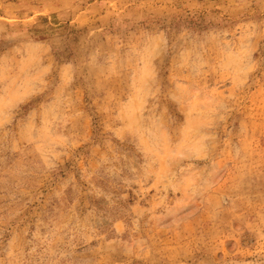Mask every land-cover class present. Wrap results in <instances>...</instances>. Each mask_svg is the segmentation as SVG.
Wrapping results in <instances>:
<instances>
[{"label":"rangeland","instance_id":"obj_1","mask_svg":"<svg viewBox=\"0 0 264 264\" xmlns=\"http://www.w3.org/2000/svg\"><path fill=\"white\" fill-rule=\"evenodd\" d=\"M0 264H264V0H0Z\"/></svg>","mask_w":264,"mask_h":264}]
</instances>
